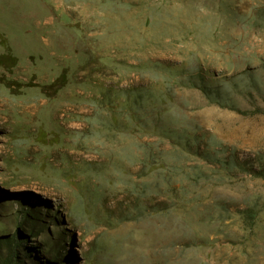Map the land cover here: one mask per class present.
Wrapping results in <instances>:
<instances>
[{"label":"rangeland","instance_id":"1","mask_svg":"<svg viewBox=\"0 0 264 264\" xmlns=\"http://www.w3.org/2000/svg\"><path fill=\"white\" fill-rule=\"evenodd\" d=\"M0 264H264V0H0Z\"/></svg>","mask_w":264,"mask_h":264},{"label":"trees","instance_id":"2","mask_svg":"<svg viewBox=\"0 0 264 264\" xmlns=\"http://www.w3.org/2000/svg\"><path fill=\"white\" fill-rule=\"evenodd\" d=\"M4 239H7V240H9L10 238H9V237H6V238H4Z\"/></svg>","mask_w":264,"mask_h":264}]
</instances>
